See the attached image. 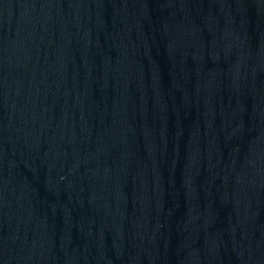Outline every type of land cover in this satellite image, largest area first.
<instances>
[{
	"label": "water",
	"instance_id": "obj_1",
	"mask_svg": "<svg viewBox=\"0 0 264 264\" xmlns=\"http://www.w3.org/2000/svg\"><path fill=\"white\" fill-rule=\"evenodd\" d=\"M128 264H264V0H6Z\"/></svg>",
	"mask_w": 264,
	"mask_h": 264
}]
</instances>
